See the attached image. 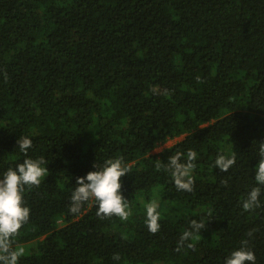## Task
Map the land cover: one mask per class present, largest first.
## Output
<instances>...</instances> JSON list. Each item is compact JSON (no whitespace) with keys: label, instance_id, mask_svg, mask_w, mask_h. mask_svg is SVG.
<instances>
[{"label":"trees","instance_id":"trees-1","mask_svg":"<svg viewBox=\"0 0 264 264\" xmlns=\"http://www.w3.org/2000/svg\"><path fill=\"white\" fill-rule=\"evenodd\" d=\"M261 142L264 0H0V178L26 157L48 169L22 194L17 264H224L245 240L264 264V189L242 207ZM189 150L193 188L177 190L168 161ZM116 158L128 218L94 198L71 213L76 178ZM191 220L204 228L180 243Z\"/></svg>","mask_w":264,"mask_h":264},{"label":"clouds","instance_id":"clouds-1","mask_svg":"<svg viewBox=\"0 0 264 264\" xmlns=\"http://www.w3.org/2000/svg\"><path fill=\"white\" fill-rule=\"evenodd\" d=\"M18 149L27 153L32 147V139L29 136H22L17 139ZM261 158L254 169V180L256 186L252 187L242 202L245 210L261 206V191L264 189V142L260 145ZM181 153L170 157L168 169L171 172L177 190L192 191L193 179L190 175L194 167L193 161L197 153L189 150L185 160H181ZM235 162V155L220 154L215 164L221 170H226ZM43 159H32L26 157L18 163L15 168H8L0 178V260L4 264H17L19 253L10 250V238L27 221L30 209L23 202V191L25 186L39 185L41 178L48 170L44 166ZM95 170L89 171L82 177H77L76 187L70 196L71 205L69 211L78 213L82 204L90 198L97 202V215H117L126 220L131 214L129 205L121 191V177L127 174L128 169L122 159H109ZM146 211V224L150 232L155 233L160 228V205L157 201H150L144 205ZM204 225L197 220L190 221V229L185 230L180 237V243L189 240L196 232H199ZM251 235V233H249ZM255 255L247 247V241H242L241 246L234 250L226 259L224 264H255Z\"/></svg>","mask_w":264,"mask_h":264},{"label":"rangeland","instance_id":"rangeland-1","mask_svg":"<svg viewBox=\"0 0 264 264\" xmlns=\"http://www.w3.org/2000/svg\"><path fill=\"white\" fill-rule=\"evenodd\" d=\"M183 137H184V135H180V136H178V137H176V138H174V139H170V140H168L165 144H163V145L158 146L157 148H155L152 152H153V153H158V152H160L163 148H165V147H169V146L175 144L177 141L183 139Z\"/></svg>","mask_w":264,"mask_h":264}]
</instances>
